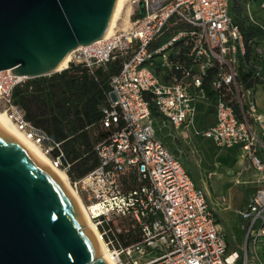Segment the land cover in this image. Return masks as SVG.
Wrapping results in <instances>:
<instances>
[{
    "label": "built area",
    "instance_id": "1",
    "mask_svg": "<svg viewBox=\"0 0 264 264\" xmlns=\"http://www.w3.org/2000/svg\"><path fill=\"white\" fill-rule=\"evenodd\" d=\"M258 2L264 13V0H235L233 7L230 0H128L130 26L81 47L68 66L92 76L121 66L100 107L99 164L76 180L63 142L14 103L18 86L41 77L0 72V111L68 176L116 264H264V114L255 97L264 90V20L250 13ZM235 6L261 36L246 41ZM210 108L214 120L205 125L201 116ZM157 117L219 149L238 150L257 172L260 187L237 212L243 254L230 251L206 191L157 137Z\"/></svg>",
    "mask_w": 264,
    "mask_h": 264
},
{
    "label": "water",
    "instance_id": "2",
    "mask_svg": "<svg viewBox=\"0 0 264 264\" xmlns=\"http://www.w3.org/2000/svg\"><path fill=\"white\" fill-rule=\"evenodd\" d=\"M117 0H0V72L55 74L104 38ZM49 171L0 127V264H108Z\"/></svg>",
    "mask_w": 264,
    "mask_h": 264
},
{
    "label": "trees",
    "instance_id": "3",
    "mask_svg": "<svg viewBox=\"0 0 264 264\" xmlns=\"http://www.w3.org/2000/svg\"><path fill=\"white\" fill-rule=\"evenodd\" d=\"M239 9L240 6L233 8V16L241 25L246 41L261 36L259 28L236 17L234 12ZM120 67L118 62L111 63L92 76L85 67L71 65L60 74L31 80L14 90V103L25 111L26 119L63 142L73 164L72 180L99 164L94 145L104 134L99 124L100 107L105 102L109 79Z\"/></svg>",
    "mask_w": 264,
    "mask_h": 264
},
{
    "label": "rangeland",
    "instance_id": "4",
    "mask_svg": "<svg viewBox=\"0 0 264 264\" xmlns=\"http://www.w3.org/2000/svg\"><path fill=\"white\" fill-rule=\"evenodd\" d=\"M230 2L233 7L235 0H230ZM260 4L261 2L253 4L250 13L255 20L263 21L264 13L259 11ZM239 10L235 11L234 14L240 20L247 22L245 11L242 8ZM124 16L125 14L117 23L114 32L129 27L125 24ZM168 37H163L161 41H167ZM168 53L171 54L172 50ZM52 75L54 74L45 77L49 78ZM162 121L161 117L156 118L157 137L180 161L193 182L198 187L206 188L210 200L214 203L212 206L217 212V219L224 230L230 251L243 254L241 251L245 239V232L241 229L243 222L234 214H237L236 210H243L246 207L251 196L260 187L257 182L259 178L256 175L257 172L250 168L247 160H243V162L241 157L239 158L235 149H219L213 142L204 140L191 131L173 129L169 123L164 126ZM201 121L205 125L213 122L211 108L201 116ZM222 198L227 201L225 206L230 208L227 211L224 210L225 206L218 203V199ZM258 254L261 261L264 262L263 240L258 243ZM250 255L254 256L252 250Z\"/></svg>",
    "mask_w": 264,
    "mask_h": 264
},
{
    "label": "bare ground",
    "instance_id": "5",
    "mask_svg": "<svg viewBox=\"0 0 264 264\" xmlns=\"http://www.w3.org/2000/svg\"><path fill=\"white\" fill-rule=\"evenodd\" d=\"M127 1L128 0H117L109 26L104 34V38L112 36L117 26V23L122 18L123 14H125V24L127 26H130L131 11L130 7L127 6ZM125 8L126 11H124ZM79 51H81V47L77 48L76 50L72 51L69 55H67L60 64V66L55 70V72H63L66 68H68L70 62L76 58ZM0 127L4 131H6L10 136H12L17 142H19L42 165L43 168H45L51 173L57 183L61 186V188L65 191V193L75 204L78 212L80 213L85 223L83 229L85 230L87 228L92 232L102 252V255L99 257L103 258L108 264H116L112 260L110 252L107 250V247L105 245V242L100 238V234L90 218V214L87 210V207L83 203L78 193L72 188L68 176L61 170L52 167L50 159L42 152V150L38 146L28 140L21 132L17 130L16 126L9 119L8 115L5 112H0Z\"/></svg>",
    "mask_w": 264,
    "mask_h": 264
},
{
    "label": "crops",
    "instance_id": "6",
    "mask_svg": "<svg viewBox=\"0 0 264 264\" xmlns=\"http://www.w3.org/2000/svg\"><path fill=\"white\" fill-rule=\"evenodd\" d=\"M256 102H257V105H258V108H259V111L261 112V113H263L264 114V90L262 89V88H258L257 89V91H256ZM213 120H214V118H213ZM213 123V122H212ZM209 141V140H208ZM235 151L237 152V154H238V156H239V158L241 157V159H242V161L244 160L243 158H242V156H241V153L238 151V150H236L235 149ZM241 161V162H242ZM244 162V161H243ZM257 175V174H256ZM197 186V185H196ZM198 187V186H197ZM199 188H201V187H199ZM201 189H203V190H205L206 191V188H201ZM206 193H207V191H206ZM207 195H208V193H207ZM208 198H209V195H208ZM209 201H210V204H211V206L214 204L211 200H210V198H209ZM227 204V203H226ZM212 208H213V206H212ZM214 209V208H213ZM230 208H227V207H224V210L225 211H227V210H229ZM239 210H236V213L238 212ZM214 212H215V216H216V220H217V223H218V225H219V227H220V229L223 231V233H224V230L222 229V227H221V225H220V223L218 222V219H217V212L214 210ZM235 215V217H238V218H240L239 217V215H238V213L237 214H234ZM241 219V218H240ZM243 222V221H242ZM244 224V223H243ZM242 224V225H243ZM242 225H241V229H242ZM243 230V229H242ZM244 231V230H243ZM245 232V231H244ZM224 235H225V233H224ZM225 239H226V236H225ZM244 241H245V239H244ZM244 241H243V244H244ZM226 242H227V239H226ZM227 244H228V242H227ZM228 248H229V245H228ZM230 249V248H229Z\"/></svg>",
    "mask_w": 264,
    "mask_h": 264
}]
</instances>
